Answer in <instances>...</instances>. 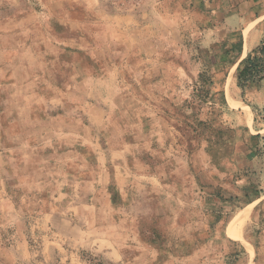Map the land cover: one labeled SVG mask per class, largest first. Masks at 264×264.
Instances as JSON below:
<instances>
[{
	"label": "rangeland",
	"instance_id": "1",
	"mask_svg": "<svg viewBox=\"0 0 264 264\" xmlns=\"http://www.w3.org/2000/svg\"><path fill=\"white\" fill-rule=\"evenodd\" d=\"M56 1L0 0L10 48L0 64H11L0 94L17 78L32 106L28 117L0 99V264H150L140 240L181 234L180 200L206 218L202 264H264V104L235 70L227 92L231 69L204 44L203 4ZM30 6L44 36L14 20ZM58 49L71 67L40 68ZM115 182L124 202L112 209Z\"/></svg>",
	"mask_w": 264,
	"mask_h": 264
},
{
	"label": "crops",
	"instance_id": "2",
	"mask_svg": "<svg viewBox=\"0 0 264 264\" xmlns=\"http://www.w3.org/2000/svg\"><path fill=\"white\" fill-rule=\"evenodd\" d=\"M56 2H58V0ZM198 2L200 4H203L201 17L204 19L203 26L205 46L208 48L212 47L213 51L218 55V58L216 59V65H222L221 67L225 66L229 69L235 67L236 70V68L240 65L247 54L264 40V0H198ZM36 9L37 8L33 6L26 7V9H24L23 15L14 16V20L16 23H18V27L21 28L24 25L29 24L28 28H33L34 31H40V34L44 36L43 31L38 29V21H36L35 14L33 13L36 12ZM1 33L2 36L6 37V31H2ZM37 45L39 47L38 43L35 47L33 46L32 48L28 45L30 51H32L30 53L34 56V58L39 57L40 54H43L44 51L43 50L42 52H37L41 50V48L39 50L37 49ZM8 46L9 44L7 43H3L0 45V55L5 57L6 54H8V51H10V48H8ZM12 49L16 53V51L21 50V46L15 50L14 43V45H12ZM58 51L59 49L56 50V57L52 58V61L46 60L42 62L40 68L47 66L50 67L51 62L52 66H70L69 64H67L66 60L64 61L58 58V54H60ZM16 56H18V53H16ZM3 63V65L0 64V72L6 66L11 65L5 59L3 60ZM20 66L25 68L26 70L31 67L30 65L29 67L27 65ZM34 66L37 67L36 64ZM36 67L34 69H36ZM31 81L35 83L34 86H37L36 83L41 82V78L38 75H34L32 76ZM5 82H7L6 77L0 80V83ZM50 83H53L51 79ZM9 84L12 85L11 91L8 92V96L0 94V99L7 96V100H9L8 104H10V102H15V104H17V107H15V109H20V112L18 114H20L21 112H25L27 109V116H31L32 106L29 104V102H22V80L13 78ZM57 87L59 88L60 86ZM57 87L56 89H58ZM33 91H35V89H33ZM245 92L253 95L258 102L257 104L262 105L263 107V82L260 85L256 86H251V84L247 85L245 87ZM71 95H73V92H71ZM57 97H60V94L57 93L56 98ZM24 98H26L25 95ZM21 102L22 104H20ZM0 126L1 129L7 128L6 124V127L2 123H0ZM13 146L14 144H12L11 147ZM112 155L116 159H125V154L123 152H118L117 150L112 151ZM95 158L98 167L103 168L104 160L99 154H97V152ZM1 161L0 178L4 168V160L1 159ZM116 174L117 171H114V175L112 174V181L115 180ZM108 195V200L110 202L109 205L112 209H115L124 202L122 190L118 187L116 182L114 185L112 184V186L109 187ZM180 201L181 203L179 207L177 206L175 208V211L178 212L180 217L182 218V224L179 225V228H181L183 231L181 234H178L177 236H175V238H167L166 236L161 235V240H158L156 244H154L150 240H140L141 243L145 245V247L152 249L155 253L153 258H151L150 264H202L201 260H203V257L198 256V253L203 251L208 243V238L206 236L202 237L204 232H206V218L201 216L200 212L197 211L194 206H191V204H185L182 200ZM91 204L92 203L87 204V207H96V204ZM161 210L162 212H164L165 210V216H168L170 218H175V216H177L178 214L177 213L175 215V213H169L166 211V207L162 206ZM159 227L164 228L163 226ZM165 233H167L166 230Z\"/></svg>",
	"mask_w": 264,
	"mask_h": 264
},
{
	"label": "trees",
	"instance_id": "3",
	"mask_svg": "<svg viewBox=\"0 0 264 264\" xmlns=\"http://www.w3.org/2000/svg\"><path fill=\"white\" fill-rule=\"evenodd\" d=\"M237 86L242 92L247 85L258 83L264 77V40L243 59L235 70Z\"/></svg>",
	"mask_w": 264,
	"mask_h": 264
},
{
	"label": "bare ground",
	"instance_id": "4",
	"mask_svg": "<svg viewBox=\"0 0 264 264\" xmlns=\"http://www.w3.org/2000/svg\"><path fill=\"white\" fill-rule=\"evenodd\" d=\"M235 70V67H232L231 68V71H230V74L228 75V79H227V92L229 93V83L230 81L232 80L233 78V72ZM244 217H245V214H242L241 216H238L234 223H233V232H234V235L237 237V238H240V227L243 223V220H244Z\"/></svg>",
	"mask_w": 264,
	"mask_h": 264
}]
</instances>
